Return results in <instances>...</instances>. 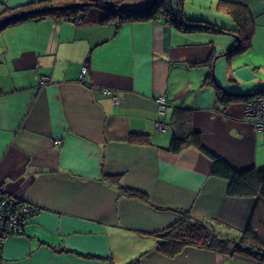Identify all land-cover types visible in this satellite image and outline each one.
<instances>
[{"label": "crops", "instance_id": "1", "mask_svg": "<svg viewBox=\"0 0 264 264\" xmlns=\"http://www.w3.org/2000/svg\"><path fill=\"white\" fill-rule=\"evenodd\" d=\"M30 1L0 0V12ZM150 1L121 4L137 9ZM235 1L250 13L241 21L249 29L246 49H256L264 0ZM225 6L183 0L181 10L239 29ZM236 36L184 31L162 15L119 25L47 16L0 30V185L37 207L20 232L3 239L0 264H259L192 246L174 257L156 249L155 233L180 210L238 236L254 209V198L226 194L228 181L211 174L209 155L195 146L167 150L172 109L183 107L207 150L236 169L264 168V135L242 114L244 98L264 81L247 85L256 77L250 65L237 61L240 52L225 54ZM258 52L264 55V40ZM207 73L230 100L218 101ZM101 87L115 89L116 101ZM160 94L169 104L164 113L155 100ZM158 120L168 128L158 129ZM133 132L150 141L130 142ZM110 177L149 202L120 196Z\"/></svg>", "mask_w": 264, "mask_h": 264}, {"label": "trees", "instance_id": "2", "mask_svg": "<svg viewBox=\"0 0 264 264\" xmlns=\"http://www.w3.org/2000/svg\"><path fill=\"white\" fill-rule=\"evenodd\" d=\"M182 2L183 0H151L144 7L131 9L124 7L121 0H33L15 8H5L0 12V30L14 23L47 16L73 21L79 19L82 23L115 21L119 25L126 21L162 15L167 22L184 31L236 33L235 43L225 53L228 56L242 52L248 47L249 29L245 28L241 21L249 19L250 13L244 5L235 0H219V4L226 5L227 13L239 23L240 28L234 30L207 21L186 18L181 10ZM241 34H244L243 38ZM206 79L215 81L210 73H207ZM213 84L217 87L218 101L226 102L224 97H229L228 100H230L232 94L219 87L216 82ZM260 93H264V88L249 93L244 99ZM191 115L190 109L183 107L172 109L169 122L172 134L167 150L176 154L184 147L195 146L209 155L212 163L211 174L228 181L226 194L254 198V209L245 229L238 236L221 235L208 223L192 217L188 209L180 210L176 221L155 233L156 249L165 256L174 257L185 247L192 246L222 254L242 255L259 264H264V168L258 169L251 165L235 169L207 150L202 145L200 133L190 129ZM129 141L148 143L150 140L147 134L133 132L129 135ZM108 179L117 184L120 196L149 202L145 193L133 188L120 187L118 177ZM128 264H135V260Z\"/></svg>", "mask_w": 264, "mask_h": 264}, {"label": "built area", "instance_id": "3", "mask_svg": "<svg viewBox=\"0 0 264 264\" xmlns=\"http://www.w3.org/2000/svg\"><path fill=\"white\" fill-rule=\"evenodd\" d=\"M80 20L78 19L77 22ZM85 68H82V72ZM82 74L80 75V78ZM45 80H40V83ZM100 92L109 95L112 100L116 101V90L109 87H101ZM158 110L164 113L169 104L165 94H160L155 98ZM243 118L248 121L254 130L261 131L264 135V95L256 94L250 99H246L242 104ZM158 129H166L168 125L164 121H156ZM55 144H60V140H54ZM37 211V207L28 204L20 198L7 193L3 186L0 185V248L3 239L11 234L21 231L23 225Z\"/></svg>", "mask_w": 264, "mask_h": 264}, {"label": "rangeland", "instance_id": "4", "mask_svg": "<svg viewBox=\"0 0 264 264\" xmlns=\"http://www.w3.org/2000/svg\"><path fill=\"white\" fill-rule=\"evenodd\" d=\"M209 13L213 14V10H210ZM223 17H226V16L223 15ZM227 27L229 28V26ZM259 32L262 33L261 37L264 40V31L260 30ZM253 40H256V38H254ZM263 40L257 43V45L255 46L256 49L254 48L252 49V47H250L235 56V58L237 59L239 63H246V65H250L248 69L250 68L251 70V76L256 75V77H253V79L247 83V85L249 86L257 84L259 80L264 81V73L261 70H259L260 67L264 68V55L258 52V47L260 46V43ZM236 64L237 63H235L234 65Z\"/></svg>", "mask_w": 264, "mask_h": 264}, {"label": "flooded vegetation", "instance_id": "5", "mask_svg": "<svg viewBox=\"0 0 264 264\" xmlns=\"http://www.w3.org/2000/svg\"><path fill=\"white\" fill-rule=\"evenodd\" d=\"M260 94H263L264 95V93H260ZM253 96H255V95H251L250 97H248L247 99H250V98H252ZM246 100V99H245Z\"/></svg>", "mask_w": 264, "mask_h": 264}, {"label": "water", "instance_id": "6", "mask_svg": "<svg viewBox=\"0 0 264 264\" xmlns=\"http://www.w3.org/2000/svg\"><path fill=\"white\" fill-rule=\"evenodd\" d=\"M124 6V5H123ZM128 8V7H127ZM219 157V156H218ZM221 158V157H220ZM222 159V158H221ZM251 166V165H250ZM234 168V167H233ZM236 169V168H235ZM259 169V168H258Z\"/></svg>", "mask_w": 264, "mask_h": 264}, {"label": "bare ground", "instance_id": "7", "mask_svg": "<svg viewBox=\"0 0 264 264\" xmlns=\"http://www.w3.org/2000/svg\"><path fill=\"white\" fill-rule=\"evenodd\" d=\"M256 95V94H255Z\"/></svg>", "mask_w": 264, "mask_h": 264}]
</instances>
